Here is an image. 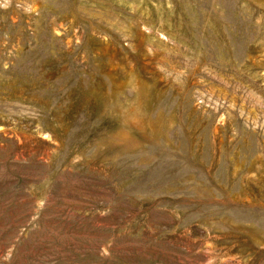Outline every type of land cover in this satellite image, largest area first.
Wrapping results in <instances>:
<instances>
[{
  "label": "rangeland",
  "instance_id": "rangeland-1",
  "mask_svg": "<svg viewBox=\"0 0 264 264\" xmlns=\"http://www.w3.org/2000/svg\"><path fill=\"white\" fill-rule=\"evenodd\" d=\"M0 264H264V0H0Z\"/></svg>",
  "mask_w": 264,
  "mask_h": 264
}]
</instances>
